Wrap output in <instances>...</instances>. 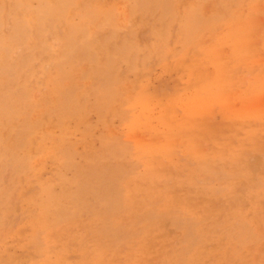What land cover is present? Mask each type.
Masks as SVG:
<instances>
[{"label":"rangeland","instance_id":"374dc122","mask_svg":"<svg viewBox=\"0 0 264 264\" xmlns=\"http://www.w3.org/2000/svg\"><path fill=\"white\" fill-rule=\"evenodd\" d=\"M0 264H264V0H0Z\"/></svg>","mask_w":264,"mask_h":264},{"label":"bare ground","instance_id":"6f19581e","mask_svg":"<svg viewBox=\"0 0 264 264\" xmlns=\"http://www.w3.org/2000/svg\"><path fill=\"white\" fill-rule=\"evenodd\" d=\"M213 75V74H212ZM64 161V160H63ZM245 195V194H244ZM43 202V201H42ZM44 202H46V201H44ZM243 217V216H242ZM229 232V231H228ZM196 241V240H195ZM186 253V252H185Z\"/></svg>","mask_w":264,"mask_h":264}]
</instances>
